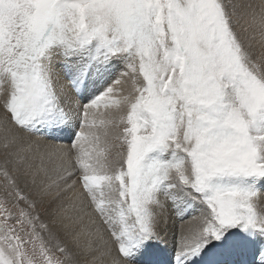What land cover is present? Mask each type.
Segmentation results:
<instances>
[{
  "label": "snow or ice",
  "instance_id": "obj_1",
  "mask_svg": "<svg viewBox=\"0 0 264 264\" xmlns=\"http://www.w3.org/2000/svg\"><path fill=\"white\" fill-rule=\"evenodd\" d=\"M230 8L229 0H0V107L17 129L53 141L36 144L40 163L22 175L35 183L54 173L43 191L79 184L115 242V255L101 247L88 264H235L257 242L255 264H264V53L254 58ZM260 28L264 41V12ZM57 60L79 96V119L63 103ZM101 107L118 113L99 121L103 131L90 119ZM24 151L32 144L19 163ZM0 176V264H79L17 177L6 167ZM161 193L178 214L202 209L166 261L155 248Z\"/></svg>",
  "mask_w": 264,
  "mask_h": 264
},
{
  "label": "bare ground",
  "instance_id": "obj_2",
  "mask_svg": "<svg viewBox=\"0 0 264 264\" xmlns=\"http://www.w3.org/2000/svg\"><path fill=\"white\" fill-rule=\"evenodd\" d=\"M233 6L237 7V11H239V13L237 12L238 13L237 15L233 13V11L235 10V7L230 8V11H232L233 15L240 16V18L242 19V20L241 19L239 20V25H236L237 27H235V30L237 32L240 31L239 34L241 38L244 40L246 45L250 46V51L253 53L254 58L260 57L261 54L264 53V51L262 50L263 49L262 45L264 44V41H262V39H258V43H253V40L255 37H258V36L261 37V34H260L261 33V28H260L261 17L260 18H257V17L261 16L262 12H264V0H236L235 5ZM253 13H255V17L253 16ZM244 25H247V28L245 30L242 29ZM238 26H240L241 30L240 28H238ZM54 65H55L54 69L56 70V73H58L57 77L59 81V86L62 87L63 73L61 71V67L57 68L58 66L55 64V61H54ZM59 65H60V62H59ZM59 77H61L62 80ZM112 80H113V76H112ZM109 83L111 82L109 81ZM121 84L122 86L129 87L123 81H121ZM0 87H6V85H0ZM119 89H120V93H124L121 87ZM69 91L73 92L71 85H70ZM70 100H73L74 102L79 103V96H77L73 92ZM72 103L73 102H71V104ZM65 107L68 111H70L68 106H65ZM79 110L81 111L82 108L75 109L74 107V109L70 111L74 119H76V116H75L76 114H74L73 112L79 111ZM6 117L7 116L4 115V112H0V153H2L5 150L2 153L4 155L2 157H5L6 160L8 161L7 162L8 164H6V162L4 163V159H2L0 163L1 168L6 167L9 173H11V171H17V170L25 171L27 164L30 163L33 165V169L35 170L36 167L39 165V163L37 162V159L36 160L31 159L32 155H31V158H29L30 156L27 157V159L23 163H19L18 161L17 163H14V162L12 163L13 153H11V148L12 146H14L15 142H13L12 137H10L9 135L10 131L8 128L11 125V122L9 123L8 127L2 124L3 119H5ZM63 135H66V134H63ZM6 138L9 142V146L7 148L4 147ZM42 141H47V140H42ZM66 142L67 140L65 139L62 141H58L56 143H66ZM40 174L42 173L40 172L36 175L35 183L32 182L33 178L31 175H28L27 177H25V181L31 184L33 191L36 190V192L41 193V197L45 200V203L42 200V203H41L42 206L38 204L37 207L41 209V211L44 214L43 221L46 220V222L50 224L49 227L53 228V231L57 234V237L62 242V244L68 246L72 250L71 252L74 253L72 249V247L74 246V242L75 240H82L81 236L79 237L78 234L82 231L81 229L85 227L92 231L91 234H92V237L95 238L96 244H100L102 240H105L106 238H108L106 236L108 235L110 237V240L109 239L105 240L106 242L103 244L105 246L104 247L102 246V247L106 249H109V247H111V249L114 250L113 244H115V242L114 241L112 242L113 239L111 238L110 234L106 232V230H104L103 227L101 229L103 230V232H99V226H98L99 223L97 224L95 222V219L90 216L89 212L86 210L85 207L83 208L80 206V204H76L77 200H80L79 198H77L79 192H81V188L79 184H77L75 187H72V188H65L63 184H60L59 187H57L56 185H52L47 191H43L44 185L50 184L51 180L49 179L48 176H44V174H42L41 177H37ZM12 175L14 176L15 173ZM16 176L17 178L19 177L20 180L23 178L18 175ZM54 179L55 177L52 180ZM69 182H72V181L70 180ZM62 186H63L62 192L58 193V196H56L55 199H50L53 196L54 191L58 189L61 190ZM47 198H48V201H47ZM38 200H39V197H38ZM168 203L170 205H168ZM65 208H67V211L64 210ZM173 210H176V209L173 207L171 201L168 200L166 210H164V215L162 217L163 221L166 218H168L170 221L172 216H170L169 214ZM61 211H66L64 212L65 213L64 217H66V220L62 218L61 214H63V212ZM191 213H194V214L190 216ZM200 214H201L200 209L197 206L191 209H185L179 214L176 212V215L172 218V220H173V225L175 226V229H177V236H175L174 233L173 234L169 233L167 234L166 237H163L162 234L159 233V230L156 229L159 242L158 244L155 245V248H156L158 259H163L164 261L167 260L169 255H171L175 251L176 247L179 245L182 239L185 236H189L191 234V230L197 224L198 222L197 218L200 216ZM67 220H70L68 227L65 226L67 224ZM155 228L157 227L155 226ZM103 233H105L106 235H104ZM101 234L103 236L102 240L100 239ZM45 237H46L45 239H47V234L45 235ZM51 243L55 244L56 241L52 240ZM259 246H260L259 242H257L256 244L250 246L246 252L236 254L233 257H231V259L235 262V264H255V258L258 255V253L256 252V249L259 248ZM97 251L99 254L98 249ZM86 253L88 254L87 251ZM107 258H110V257H107ZM105 259H106V256H105Z\"/></svg>",
  "mask_w": 264,
  "mask_h": 264
},
{
  "label": "rangeland",
  "instance_id": "obj_3",
  "mask_svg": "<svg viewBox=\"0 0 264 264\" xmlns=\"http://www.w3.org/2000/svg\"><path fill=\"white\" fill-rule=\"evenodd\" d=\"M229 2H231V4H233V5H235V2H236V0H229ZM235 7V6H234ZM236 11V12H235ZM230 12H232V11H230ZM239 13V11H237V7H235V10L233 11V13L235 14V15H237L238 13ZM235 15H233L232 16V19H233V22H234V27H237L236 25H239V20L241 19L240 18V16H235ZM261 16H258L257 18H260ZM242 20V19H241ZM241 22V21H240ZM245 27V28H244ZM238 28H240V26H238ZM247 28V25H244L243 27H242V29H246ZM240 30H241V28H240ZM238 33H240V31H238ZM253 35V34H252ZM251 35V36H252ZM258 39H261V37H255L254 38V40H253V43H258ZM262 47H263V51H264V44L262 45ZM55 64L58 66L57 68H59L60 67V65H59V61L57 60V61H55ZM124 69H123V67L122 66H118L117 67V70H116V74H114L113 75V80H115L116 78H117V76H119V73L121 72V71H123ZM54 72H55V74H56V77H57V75H58V73H56V70L54 69ZM63 73V72H62ZM61 80H62V78L61 77H59ZM57 79H58V77H57ZM120 79H121V81H123V82H125L129 87H126V86H122V84L120 83V84H118V85H116V88L117 89H119L120 87L122 88V90L124 91V93H121V94H127V90L131 87V83H130V81H129V79L127 78V77H120ZM66 82V83H65ZM110 82H112L111 80H110ZM69 87V88H68ZM124 87V88H123ZM62 89H63V103H64V105L65 106H68L69 107V110L70 111H72V109H74V107H75V109L77 108V106H75V105H77L78 103L77 102H74L73 100H70L71 99V96H72V94H73V92L72 91H69V89H70V84H69V82H68V78H67V76H65L64 75V73H63V85H62V87H61ZM65 89V90H64ZM120 90V89H119ZM69 95V96H68ZM71 102H73L72 104H71ZM76 103V104H75ZM74 104V105H73ZM82 111V110H81ZM80 110L79 111H75V112H77V113H75V112H73L74 114H76L75 116H76V119H79L80 117H79V113L81 112ZM0 112H4V115L5 116H7L5 119H3V121H2V124L4 125V126H9V123L11 122V119H10V115L9 114H7L4 110H3V108L1 107L0 108ZM95 116H92V117H90V119H92V120H94L95 122H96V127L97 128H99L101 131H103V128H102V126H100V124H99V121L101 120V119H106L107 118V114L109 113V112H112V114L113 115H118V113H116L115 112V110L114 109H112V108H104V107H101V108H98V109H95ZM103 113V115H101ZM77 127H78V125H77ZM9 131H10V137H17V139H16V141H15V144H14V146H12V148H11V153H13L12 154V157H13V159H12V163L14 162V163H17V161H18V158H17V152H18V150H20L21 148H27V145H29V144H32V146H33V152H31V153H27V151H24V152H22V155H24V156H26V157H29V158H31V155H32V157H33V154L35 153V147H36V144L37 143H39L40 145H41V147H43V145H45V144H49V143H53L52 141H50V140H47V141H42V140H45L44 138H43V135H42V133H35V134H29L28 132H25V131H21V130H19V129H17L14 125H13V123L11 122V125L9 126ZM16 130V131H15ZM9 141H11V140H9ZM68 143V141L65 143V144H67ZM95 147V146H94ZM5 151V150H4ZM3 151V152H4ZM115 151V150H114ZM2 152V153H3ZM2 153H0V163H1V161H2V159H4V163L6 162V164H8L7 162V160H6V158L5 157H2V156H4ZM28 154V155H27ZM31 159H33V158H31ZM37 159V162L38 163H40V161H39V158L37 157V158H35V159H33V160H36ZM0 168H1V166H0ZM49 168L51 169V165H49ZM24 171H11V175L12 174H14L15 173V177H17L16 175H18V176H20V177H23L21 180H20V178L18 177L17 178V182H18V186L20 187V189L23 191V193L30 199V200H32V201H35V204H36V212L38 213V214H41V215H39L40 216V219H41V221H43V217H44V214H43V212L41 211V209H39L37 206H38V204H40L41 205V203H42V200H43V202L45 203V200L41 197V193H38V192H36V190H34L33 191V188L31 187V184L29 183V182H27V181H25V177L22 175V173H23ZM42 174H44L43 172H41ZM42 174H40V175H38L37 177H41L42 176ZM50 175H51V179L50 180H52L54 177H55V174L54 173H50ZM44 176H45V174H44ZM74 179H75V177H74ZM27 180V179H26ZM68 183L69 184H71L72 182H69L68 181ZM3 185H4V181H3V177L2 176H0V197H3V195H4V187H3ZM62 190H63V186H62V188H61V190L60 189H58V190H55L54 191V193H53V196L50 198V199H55L56 198V196H58V193H61L62 192ZM33 192V193H32ZM80 193V192H79ZM37 194V195H36ZM40 194V195H39ZM34 195V196H33ZM38 197H39V200H38ZM77 198H79V196H77ZM80 199V198H79ZM159 200H160V205L159 206H156V205H154L153 206V212H154V216H155V226L157 227L156 229H158L159 230V233L160 234H162V236L163 237H166L167 236V234H169V233H174L175 234V236H177V229H175V226L173 225V220H172V218L176 215V210H173V211H171V213L169 214L170 216H172V218L170 219V221H169V219L168 218H166L164 221H163V219H162V217H163V215H164V210H166V206H167V199L165 198V195L163 194V193H161L160 194V196H159ZM39 201V202H38ZM47 201H48V198H47ZM81 202V199L80 200H77V203L76 204H80V206L81 207H85L86 208V210L89 212V214H90V216L92 217V218H94L95 219V222L98 224V226H99V232H103V230H101L102 229V227H103V225H102V223H101V221H100V218H99V216L98 215H96L93 211H92V209H91V206H86V203H84V202ZM14 198H12V197H10L9 198V202H8V206L11 208V207H13V204H14ZM73 203H74V201H73ZM21 205L23 206V202H21ZM168 205H170L169 203H168ZM42 206V205H41ZM67 206V205H66ZM65 206V207H66ZM197 207L200 209V212L202 211V209H201V207L199 206V205H197ZM13 210L15 211V209L13 208ZM64 210H66L67 211V208H65ZM90 210V211H89ZM261 210H264V208H262ZM66 211H61V212H63V214H61L62 215V218H64V220H66V217H64L65 216V213L64 212H66ZM198 211V210H197ZM194 213H191V215L190 216H192ZM156 215H157V217H156ZM189 216V217H190ZM56 220V219H55ZM54 220V221H55ZM187 220V219H186ZM69 221L70 220H67V224L65 225L66 227H68V224H69ZM183 221H185V220H183ZM43 222H45V223H47L46 222V220H44ZM15 223V221L14 220H10L9 221V224H14ZM164 225H163V224ZM49 226H50V224L49 223H47ZM166 225H168V226H166ZM166 226V227H165ZM85 228V227H84ZM82 228L81 230V232L83 233L84 231V233L82 234L81 232L78 234V236L80 237L81 236V239L82 240H75V242H74V246L72 247V249H73V251H74V254H75V256H74V259H76V260H78L79 261V264H88V262H90L91 260H92V257L94 256V255H98V251H97V249L99 250V249H101V247L103 246H105V245H103L106 241L105 240H107V239H109L110 240V237L108 236V235H106L105 233H103L104 235H106L108 238H106L105 240H102L101 241V243L100 244H96V241H95V238H93L92 237V231L90 230V229H88V228ZM50 229L53 231V228L52 227H50ZM54 232V231H53ZM107 232V231H106ZM168 232V233H167ZM85 234V235H84ZM44 235H46V234H44ZM102 235V234H101ZM86 236V237H85ZM88 236V237H87ZM46 238V237H45ZM90 238V239H89ZM83 241V242H82ZM112 242H113V240H112ZM52 245H54L53 243H51L50 244V246H52ZM100 247V248H99ZM102 247V248H103ZM29 248H30V246H29ZM109 248H111V247H109ZM113 248H114V250H113V255H115V244H113ZM87 249V250H86ZM54 251H55V249H53ZM103 250H105V251H107L108 249H106V248H103ZM72 251V250H71ZM86 251L88 252V254L86 253ZM55 254L57 255V256H60L61 254L59 253V252H55ZM104 259H105V257H104ZM108 259H110V258H107V256H106V259L105 260H108ZM161 261H164L163 259H160Z\"/></svg>",
  "mask_w": 264,
  "mask_h": 264
}]
</instances>
